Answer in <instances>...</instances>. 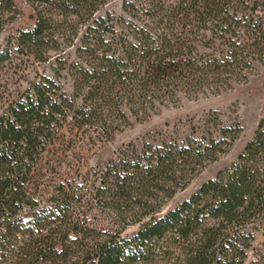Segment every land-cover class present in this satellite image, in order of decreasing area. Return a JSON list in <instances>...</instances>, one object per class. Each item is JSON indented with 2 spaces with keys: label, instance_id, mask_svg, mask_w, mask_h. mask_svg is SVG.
Wrapping results in <instances>:
<instances>
[{
  "label": "trees",
  "instance_id": "trees-1",
  "mask_svg": "<svg viewBox=\"0 0 264 264\" xmlns=\"http://www.w3.org/2000/svg\"><path fill=\"white\" fill-rule=\"evenodd\" d=\"M107 1L29 0L36 26L0 43L2 68L19 52L40 61L55 52L61 60V42L80 38L84 61L70 72L82 103L65 93L59 101L71 128L110 133L130 124L124 105L146 114L178 90L230 87L234 78L246 80L254 59L264 64V0H124L129 17L117 19L97 15ZM20 14L16 0H0V37ZM44 80L50 94L59 86ZM241 132L237 121L201 137L131 141L82 182H53L46 197L26 162L40 154L36 145H14L0 133V264H264V117L234 162L162 213Z\"/></svg>",
  "mask_w": 264,
  "mask_h": 264
},
{
  "label": "rangeland",
  "instance_id": "rangeland-1",
  "mask_svg": "<svg viewBox=\"0 0 264 264\" xmlns=\"http://www.w3.org/2000/svg\"><path fill=\"white\" fill-rule=\"evenodd\" d=\"M177 1L165 0L167 4ZM16 3L21 14L5 27L0 37L1 46L12 35H17L20 29L30 28L37 21L36 11L29 0H16ZM108 12L116 19L121 15L129 17L124 9V0L107 1L99 8L97 15L106 16ZM85 26L84 23L79 25L80 37L85 33ZM74 42V45L61 42V60L55 58V52L45 61L19 52L11 63L0 68V133L6 139H11L14 145H36L40 154L33 158L27 156L26 162L45 182L42 186L44 197L53 192V182L59 183L67 178L82 182L94 169H102L116 157L121 147L131 141L140 145L142 140L151 139L152 135H156L158 141L164 136L181 140L193 132L201 137L216 125L220 127L238 121L242 132L228 151L217 160L207 163L185 188L178 190L163 206L164 213L196 191L202 182L234 162L264 117V64L254 59L246 80L234 78L230 87L178 90L174 98H161L156 102V109L139 116L131 114L124 105L130 124L122 123L110 133H105L104 128L96 125L71 128L72 117L65 110L66 105L59 101L62 93H65L77 106L82 103L84 96L77 94L70 72L72 64L78 69L84 61L77 49L81 45L80 38H75ZM15 43L13 39L12 46L16 47ZM200 50L208 55L213 52L209 46H201ZM45 77L52 78L59 85L51 94L43 89ZM216 112H219V119L213 120L212 116ZM1 147L2 142V152ZM102 222L106 223L107 220ZM137 228L138 225L129 226L124 233L131 234ZM136 264L168 263L157 261Z\"/></svg>",
  "mask_w": 264,
  "mask_h": 264
},
{
  "label": "built area",
  "instance_id": "built-area-1",
  "mask_svg": "<svg viewBox=\"0 0 264 264\" xmlns=\"http://www.w3.org/2000/svg\"><path fill=\"white\" fill-rule=\"evenodd\" d=\"M34 26H36V22L33 23L32 27H34ZM32 27H30V28H32Z\"/></svg>",
  "mask_w": 264,
  "mask_h": 264
}]
</instances>
